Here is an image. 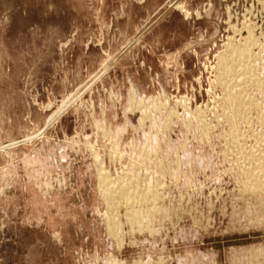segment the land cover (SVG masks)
Listing matches in <instances>:
<instances>
[{"label": "rangeland", "instance_id": "374dc122", "mask_svg": "<svg viewBox=\"0 0 264 264\" xmlns=\"http://www.w3.org/2000/svg\"><path fill=\"white\" fill-rule=\"evenodd\" d=\"M263 155L264 0H0V264H264Z\"/></svg>", "mask_w": 264, "mask_h": 264}, {"label": "bare ground", "instance_id": "6f19581e", "mask_svg": "<svg viewBox=\"0 0 264 264\" xmlns=\"http://www.w3.org/2000/svg\"><path fill=\"white\" fill-rule=\"evenodd\" d=\"M179 7V6H178ZM177 7V8H178ZM181 8H182V10H185V9H183V7L182 6H180ZM251 38V37H250ZM253 38V37H252ZM248 41V40H247ZM249 43V42H248ZM227 50H228V48H227ZM247 50V49H246ZM248 52V51H247ZM248 56H250V54H247L246 53V51H245V54L241 51V50H239V49H237V50H235L234 48H232V49H230V50H228L227 51V54L222 58L223 60H222V64H221V69H222V72H221V77L220 78H222L224 81H227L228 80V78L230 77V76H233V75H236L237 74V69L236 68H238L239 67V64H242V63H244V61L245 60H247L249 57ZM247 58V59H246ZM250 62H251V60H249ZM238 67H237V66ZM243 66V65H242ZM250 66V65H249ZM248 65H247V67H245L244 69V71L243 70H239V71H242V73L240 72V74H242L243 75V77L245 78V79H248V81H249V79L251 80V82H253V73H252V70H251V68L249 67ZM243 69V68H242ZM220 70V69H219ZM239 71H238V73H239ZM253 78V79H252ZM229 80H231V78L229 79ZM222 81V80H221ZM250 82V83H251ZM229 83H231V82H229ZM232 84H233V82H232ZM246 84H247V82H246ZM225 85H227V84H225ZM229 85H231V84H229ZM249 85H251V84H249ZM242 89V88H241ZM243 90H244V88H243ZM231 92V91H230ZM241 91H239L236 95H235V98L237 99V101H238V103H237V107H236V109H235V113H238V111L240 112L242 109H245V108H247V104L244 102V100L243 99H241ZM232 98V97H231ZM235 104V103H234ZM233 109V108H232ZM241 113V112H240ZM239 113V114H240ZM234 114V113H233ZM238 115V114H237ZM240 116V115H239ZM231 118V117H230ZM233 120H234V122H236L237 121V117H234V118H232ZM233 122V121H232ZM264 156V155H263ZM257 159V158H256ZM257 164H259V169H260V176L256 179V183H254V185H255V188L256 187H264V157L263 158H261V157H259L258 158V163ZM145 198V197H144ZM126 202L127 203H131L132 202V198L131 197H129V198H127L126 199ZM136 217H138V216H135V218Z\"/></svg>", "mask_w": 264, "mask_h": 264}]
</instances>
